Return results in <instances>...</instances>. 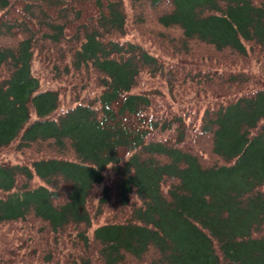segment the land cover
<instances>
[{
	"label": "trees",
	"instance_id": "1",
	"mask_svg": "<svg viewBox=\"0 0 264 264\" xmlns=\"http://www.w3.org/2000/svg\"><path fill=\"white\" fill-rule=\"evenodd\" d=\"M137 1L174 59L122 0H0V264H264V0Z\"/></svg>",
	"mask_w": 264,
	"mask_h": 264
},
{
	"label": "rangeland",
	"instance_id": "2",
	"mask_svg": "<svg viewBox=\"0 0 264 264\" xmlns=\"http://www.w3.org/2000/svg\"><path fill=\"white\" fill-rule=\"evenodd\" d=\"M124 4V11L127 16V23H126V32H124L123 36L129 38V39H136L140 43H142L148 50L151 52H154L158 54L160 57L164 58L165 60L174 59V55H167L166 52L171 53L172 50V43L168 45L167 38L160 35L161 32L168 31L162 30V27L157 24L156 16L158 12H160L162 9L158 8H151L146 5L144 1H137L133 2L132 0H122ZM148 4V3H147ZM175 32V31H174ZM168 36L171 39V42H173L174 37L169 33ZM173 38V39H172ZM206 51H210V49H206ZM225 54L221 55L225 61L219 60V58H216L215 62L214 60H211L210 62H205V59L195 60L191 59V63H195L194 66H192V69H196L200 67V65L207 66L209 63H211V67L217 66L218 68H221L223 65L224 67L230 68L231 66H236L239 64L245 63L246 60H243L241 56L237 54H233L229 51H224ZM253 57L251 59L250 68H248L249 72L251 74H254L257 69L256 67V58L255 56H249ZM207 63V64H206ZM189 62L187 63V65ZM201 65V66H202ZM32 70L34 73L39 75L41 87H49V86H57L61 91L62 94H65L64 102L69 101V94L71 92L70 90V84H61L59 82L58 85L56 84V80L52 79L49 75L47 70V67L44 65V63L39 59V57L36 55L32 62ZM204 89H210L207 85H200L196 84V82L189 83V85L185 88H182V91L185 93H180L185 96L183 99H187V96L190 98V102L194 103L196 107L199 105L202 106L204 103H206L207 99L209 98L210 93L206 92ZM185 102V101H184ZM181 103V102H180ZM182 104V103H181ZM187 105V104H186ZM202 108V107H201ZM13 148H7L2 149L0 147V159H16V158H22L21 154L18 152L12 150ZM205 159L209 162L212 158H215L214 154H212L208 148L204 149ZM218 158V157H217Z\"/></svg>",
	"mask_w": 264,
	"mask_h": 264
}]
</instances>
